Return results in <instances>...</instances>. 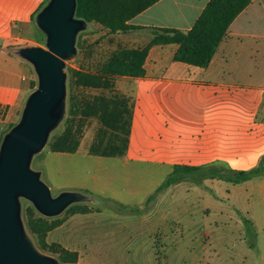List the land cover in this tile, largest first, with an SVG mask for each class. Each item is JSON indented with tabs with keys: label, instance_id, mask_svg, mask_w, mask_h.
<instances>
[{
	"label": "crops",
	"instance_id": "obj_1",
	"mask_svg": "<svg viewBox=\"0 0 264 264\" xmlns=\"http://www.w3.org/2000/svg\"><path fill=\"white\" fill-rule=\"evenodd\" d=\"M208 2L159 0L127 22L138 30L115 35L126 49H141L153 39L157 29L189 31ZM44 4L45 0H0V136L18 121L35 82L31 67L12 50L38 45L39 31L31 19ZM177 48L176 44L151 47L143 64L144 76L115 81L114 89L131 98L132 104L129 142L122 157L171 170L176 165L253 168L264 156V0H250L229 26L206 68L173 62ZM247 50L260 59L258 66L239 61ZM91 143L92 138L88 155ZM222 182L207 179L199 185L191 183L185 192L207 198L218 208ZM199 187L209 188L214 200ZM226 197L228 201L232 197V211L245 218L247 213L237 204L238 195H231L230 191ZM205 210L210 212L207 207ZM94 213L99 212L70 214L47 233V244L75 252L77 262L80 261L76 248L62 241L50 242V236L67 224L76 225L89 235V214Z\"/></svg>",
	"mask_w": 264,
	"mask_h": 264
},
{
	"label": "rangeland",
	"instance_id": "obj_2",
	"mask_svg": "<svg viewBox=\"0 0 264 264\" xmlns=\"http://www.w3.org/2000/svg\"><path fill=\"white\" fill-rule=\"evenodd\" d=\"M38 35L40 38L35 41L44 47V38L40 33ZM121 49L125 47L117 35L109 34L98 24H88V29L81 33L76 59L66 63V67L96 73L111 54ZM239 61L258 66L260 59L252 50H247ZM118 78L114 79V85ZM99 95L110 97L121 94L114 87L110 90L76 88L67 75L66 113L69 96L76 97L80 102L92 101ZM126 98L131 104V98ZM78 120L79 116L75 117V121ZM64 121L52 133L53 136L64 131ZM100 128L96 117L86 118L81 129L82 144L77 153H53L47 143L31 163L33 170L41 172V180L49 187L52 196L72 191L96 201L122 205L125 209L123 213H117L108 206L99 213L89 214V235L73 224H67L51 234L50 242L62 241L79 251L81 259L76 264H264V172L248 184L232 186L222 182L221 204L217 202L218 208H215L207 198L200 199L185 192L189 184L210 179L208 175L212 174L213 168L164 187L172 177L170 168L137 164L123 157L88 155L89 140L92 138L94 141L101 136ZM7 130L8 127L1 136ZM222 169L247 171L229 167ZM177 184L179 186L175 187ZM200 189L214 200V193L209 188ZM230 191L231 195H238L237 204L245 210L247 216L244 217L254 226L245 224V218L232 211L233 196L229 201L226 197ZM149 197L151 200L147 202ZM76 205L59 217L50 219L49 223L67 218L84 205L90 210L98 208L95 201ZM28 207H31L29 203H22L24 222ZM205 207L210 212H206ZM32 215L36 217L37 213L32 212ZM48 251L44 253L58 259V253Z\"/></svg>",
	"mask_w": 264,
	"mask_h": 264
},
{
	"label": "trees",
	"instance_id": "obj_3",
	"mask_svg": "<svg viewBox=\"0 0 264 264\" xmlns=\"http://www.w3.org/2000/svg\"><path fill=\"white\" fill-rule=\"evenodd\" d=\"M157 1L159 0H76L75 15L89 25L98 24L109 34L128 33L138 30L139 27L128 25L127 22ZM249 4L250 0H209L193 26L186 33L174 29H157L153 39L145 47L141 49L125 48L114 52L96 73L66 67L67 75L70 76L71 82L76 88L110 90L114 87L113 81L117 77L139 78L144 76L143 64L149 49L153 46L169 44L178 46L172 59L173 62L206 68L213 59L231 23ZM80 38L81 34L77 38V47ZM35 86L36 82H33L31 91ZM77 116H79V120L76 122L75 117ZM91 116L97 118L101 126L99 130L101 136H98L94 141L92 140L88 151L89 155L103 158L124 156L129 142L132 104L123 95L110 97L99 95L94 97L92 101L82 100L80 102L76 97L69 96L64 121L65 129L61 135L53 136L51 134L47 145L48 149L53 153H75L80 144L84 120ZM75 122L76 126L74 125ZM13 125H10L8 130ZM107 135L109 137L105 139ZM208 168H213L212 174L208 175L210 179L240 184L264 172V157L259 161L256 168L247 171H227L214 167L195 168L176 165L172 169V177L163 186L168 187L171 183L183 180L187 176ZM150 200L151 197L147 202ZM94 201L97 203V210H90L84 205L82 208H77L74 213L100 212L102 208L108 206L117 213L125 211L123 206L119 204L96 201L93 198ZM32 212H35L32 207L25 209V226L38 249L42 252L49 250L48 252L52 254L58 253L60 264L76 263L78 256L75 252L63 249L57 244L52 245L46 242L47 233L59 226L61 221L49 223L50 219L43 218L38 214L34 217ZM244 223L249 225L248 221H244Z\"/></svg>",
	"mask_w": 264,
	"mask_h": 264
},
{
	"label": "water",
	"instance_id": "obj_4",
	"mask_svg": "<svg viewBox=\"0 0 264 264\" xmlns=\"http://www.w3.org/2000/svg\"><path fill=\"white\" fill-rule=\"evenodd\" d=\"M76 7V0H46L33 19L44 47L12 50L31 67L36 86L27 95L18 121L0 141V264H60L35 245L23 220V202L46 219L59 217L72 205L93 202L72 191L52 196L41 172L31 168L33 158L65 119L66 63L76 59L78 35L88 29L87 22L76 17Z\"/></svg>",
	"mask_w": 264,
	"mask_h": 264
}]
</instances>
